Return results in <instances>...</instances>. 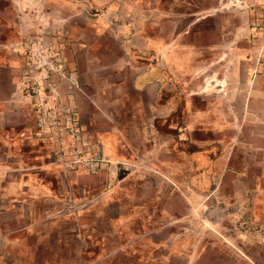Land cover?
<instances>
[{"label": "crops", "instance_id": "0c3cea01", "mask_svg": "<svg viewBox=\"0 0 264 264\" xmlns=\"http://www.w3.org/2000/svg\"><path fill=\"white\" fill-rule=\"evenodd\" d=\"M237 5L236 0H0V242L5 248L18 247L10 235L36 234L44 228L53 231L57 214L53 205L65 191L72 193L73 203H90L78 213L89 218L88 223L78 219L79 229L107 232L100 226L108 219V231H130L135 234L131 246L140 249L144 244L153 249L154 234L165 230L155 228L156 217H174L181 227L188 203L202 200L203 208L198 209L202 214L206 207L210 209L213 194L205 184L217 167H231L234 117L241 115L236 109L241 106L242 127L254 115L264 118V59L257 64L256 49L235 46L252 33L249 20L235 27L231 12ZM94 10L98 14L92 18ZM52 21L66 24L74 40L82 39L71 53L74 58L80 51L85 56L86 93L78 100L85 127L90 130L86 115L99 122L102 113H119L114 121L110 117L113 124L98 126L97 136L107 156L124 163L130 160L121 154L128 152L133 154L130 162L138 165L142 154H148L150 167L171 170L177 176L167 177L170 182L161 178L163 183L193 186L195 195L183 193L174 199L164 194H127L119 193L117 186L108 191L115 182L103 175L109 165L115 168L112 161L92 178L72 175L66 182L61 177L59 169L64 168L52 160L53 145L42 137L27 111L29 104L23 100L20 83L26 67L23 35L34 33L32 27L41 32L40 25ZM110 23L114 24L119 60L107 68L121 76L114 84L118 98L110 95L111 90L108 95L100 92L97 81L91 80L103 66L100 58L112 51L104 52L102 44L103 28ZM128 78L132 79L129 86ZM165 154L169 159L160 158ZM188 171L194 174L188 175ZM91 183L98 188L97 206L91 205ZM77 189L82 195H77ZM176 242L179 252L186 249L181 232ZM220 244L235 248L233 242ZM206 246V242H198L192 255L185 253V264L205 258ZM251 262L255 263L246 254H238L237 264Z\"/></svg>", "mask_w": 264, "mask_h": 264}, {"label": "rangeland", "instance_id": "374dc122", "mask_svg": "<svg viewBox=\"0 0 264 264\" xmlns=\"http://www.w3.org/2000/svg\"><path fill=\"white\" fill-rule=\"evenodd\" d=\"M236 4H238L237 7L231 12L235 27L237 28L241 23L249 20L252 33L250 36L241 38L238 42L236 41L235 46L242 50L247 48L256 49L255 52L259 57L256 63L259 64L260 58L264 59V31L259 35H255L253 26V22L260 18L259 13L253 14L248 8L242 6L240 0H237ZM27 11L30 13V10ZM96 14H98L97 11H91L92 18ZM261 18L264 19V17ZM40 26L43 31L38 32L35 27H32L34 33L27 34H48L63 28L67 29L66 24L60 26L55 24L54 21ZM113 33L114 24L110 23V25L103 28L102 34L106 35L102 41L106 48L104 52L108 53L109 48H112V51L107 56L100 58L102 64L99 62V57L96 58V62L103 66L92 74L91 80L97 81L100 92L104 91L108 95L111 90L110 95L118 98V94L114 89L116 85L114 84L121 81V76L114 74L111 69L107 68L119 60L115 55L119 47L112 35ZM71 40L70 58H72L73 64H77L75 65L77 70L75 68L74 70L78 77V92L79 99H81L86 93L83 70L85 56L80 53L81 51L77 56L75 55V58L72 56L71 52L74 45L80 43L82 39L74 40L71 35ZM21 41L22 52L24 53L25 41ZM222 49L225 50V48ZM258 50L260 53H258ZM250 55H253V51ZM75 59H77V62L74 61ZM258 72L256 70L255 76ZM131 82L132 79L128 78L127 86ZM23 100H26L24 91ZM106 109L110 111V107H106ZM27 111L33 116L30 104L27 106ZM236 111L241 115L239 114V119L237 116L234 117L235 127L232 131L234 142L233 145L230 144V148H233L231 167L227 170L217 167L213 170L211 180L205 184L207 192L210 191L213 194L210 200V209L206 207V213L202 214L201 211H198V209L203 208L200 205L202 200L196 201L194 204L188 203L187 218L185 222H181V227H179L178 221L174 217H156L155 228L165 227V230L160 229L154 234L155 245H153V249H147L145 244L142 249L131 246V240L135 234L130 231L125 229L120 233L108 231V229H111L109 222H106L108 219H104L108 225L102 220L101 223L103 224L100 226L107 229V232L100 233L98 228L93 232L79 229L78 219L81 220V223H88L89 218L83 215L78 216V213L83 212V209H87L90 203L82 200H76V203H73L72 193L70 192V195L65 191L63 195L60 194L63 198L60 197L57 204L53 205V210L57 213L53 218L55 223L53 231L46 232L47 230L44 228L38 230L36 234H29L26 231L13 235L9 234L12 241L18 242V247L10 245V247L5 248L4 243L0 242V264H185L187 260L185 253L186 256L192 255L196 250L195 245L202 241L207 243L206 255H204L205 258L198 259L196 264H237L238 254L242 256L246 254L253 259L255 263L251 262L250 264H264V128L262 127L264 118L254 115L251 121L246 122L248 124L242 127L245 118L242 116L241 106H238ZM110 113V116L102 113L103 118L99 122L92 118L89 119V116L87 118V115L84 116L85 122L90 126V131L97 138L99 134L98 126L107 125L108 123L113 124L111 119L114 121V116L119 114ZM172 150L175 152L173 148ZM50 155L52 160L55 161L54 150L50 152ZM121 155H125L130 161L133 157V154L128 152H123ZM147 155L142 154L141 163L138 165L130 161H122L124 163L118 160L114 161L108 155L110 160L116 164L113 170L109 165L106 175H103L104 177L110 176L114 179L112 182H115L113 186L109 184L108 191L117 186V190L120 189L119 193L127 194L131 192H144L153 195L164 194L173 196L174 199L183 193L190 197L195 195L193 186L181 185L177 187L173 183H163L161 178L168 180L167 177H175L176 175L171 170L150 167ZM168 157L170 156L166 154L160 156L161 159H169ZM59 172L61 177L66 179V182H69L72 175L80 176V178H92L100 173L84 174L67 172L62 169H59ZM193 172L188 171L187 174H194ZM221 178H223V181L219 183L218 181ZM64 188L66 189L65 186ZM74 188H79V186ZM96 188L97 186L91 183V205L94 203L97 206L95 200L98 199V196L95 195L98 193V188ZM54 189H58V187ZM77 190V195H82L81 191ZM93 196L95 197L93 198ZM174 204L175 202L171 200L170 208L175 207ZM72 216L76 217L73 218ZM75 218L77 219L76 223L73 220ZM54 230L57 231L54 232ZM180 232L186 239L187 247L179 252L176 241ZM138 235L144 234L139 232ZM225 241L233 242L235 248H225L224 245L220 244ZM215 242L218 244L211 245ZM146 257L147 259H145ZM140 258L144 260L139 261Z\"/></svg>", "mask_w": 264, "mask_h": 264}, {"label": "built area", "instance_id": "2783aa9c", "mask_svg": "<svg viewBox=\"0 0 264 264\" xmlns=\"http://www.w3.org/2000/svg\"><path fill=\"white\" fill-rule=\"evenodd\" d=\"M240 1L253 14L259 13V20L253 22L254 33L259 35L264 31V0ZM22 40L26 67L20 83L39 133L53 145L54 163L67 172H101L111 160L103 142L81 119L79 82L70 58V31L63 28L48 34H25Z\"/></svg>", "mask_w": 264, "mask_h": 264}, {"label": "trees", "instance_id": "16d2710c", "mask_svg": "<svg viewBox=\"0 0 264 264\" xmlns=\"http://www.w3.org/2000/svg\"><path fill=\"white\" fill-rule=\"evenodd\" d=\"M159 128V127H158Z\"/></svg>", "mask_w": 264, "mask_h": 264}]
</instances>
